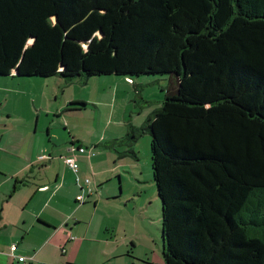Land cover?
Instances as JSON below:
<instances>
[{
  "label": "trees",
  "instance_id": "obj_1",
  "mask_svg": "<svg viewBox=\"0 0 264 264\" xmlns=\"http://www.w3.org/2000/svg\"><path fill=\"white\" fill-rule=\"evenodd\" d=\"M16 70L171 75L144 127L164 264H264V0H0Z\"/></svg>",
  "mask_w": 264,
  "mask_h": 264
},
{
  "label": "rangeland",
  "instance_id": "obj_2",
  "mask_svg": "<svg viewBox=\"0 0 264 264\" xmlns=\"http://www.w3.org/2000/svg\"><path fill=\"white\" fill-rule=\"evenodd\" d=\"M96 35L103 37L101 30ZM86 75L72 80L60 77L0 76V184L4 185V190L13 191L16 178L3 175L12 174L18 169L16 162L9 163L12 155L8 154L24 156V143L27 151L25 154L29 159L41 153L40 145L44 149L49 144L51 152L56 147L50 157L52 160H60V155H63L68 170L66 173L72 172L75 179L80 172V159L76 161L78 171L75 172L67 165L68 156L64 155L65 150L68 153L72 148L76 151L80 148L77 143L73 144L71 139L74 134L71 131L81 139L88 136L91 141L89 146H85L90 148H84L80 153H101L106 162L103 166L107 168L115 165V159L122 162L121 153L132 144L139 152V165L129 169L121 168L119 171L122 179L117 178L116 174H110L114 181L105 185L101 195L103 199L95 215L92 214V208L101 198V189L92 186L89 177L83 178L82 196L85 200L89 199L88 207L91 209L87 212V218L89 221L105 222L99 230L94 231V237L104 234L103 237L108 238L110 244L116 243L117 252L111 264H164L163 206L153 175L151 136L146 133L143 125L161 107L167 92L175 90V84H172L174 81L171 75L135 77L134 84L122 76ZM82 101L88 105L72 104ZM39 116L41 133L36 135L35 126ZM133 126L139 128L133 130L138 135L137 142H133V138L123 142L121 138L130 130L132 132ZM49 128L57 144L49 143ZM105 129L109 130L107 134ZM45 153L50 152L46 150ZM46 173L51 175L54 170ZM86 179H89V183H86ZM119 196L121 200L116 203L108 200ZM23 198L24 195H21L14 203H24Z\"/></svg>",
  "mask_w": 264,
  "mask_h": 264
},
{
  "label": "crops",
  "instance_id": "obj_3",
  "mask_svg": "<svg viewBox=\"0 0 264 264\" xmlns=\"http://www.w3.org/2000/svg\"><path fill=\"white\" fill-rule=\"evenodd\" d=\"M61 70H64L63 67ZM12 75L18 76L15 71ZM125 78L134 84L135 77ZM72 104L88 105L84 101L72 102ZM40 119L39 116L35 126L36 135L41 133ZM24 127L27 125L24 124ZM134 129L139 128L133 126L132 130ZM108 131L106 130L105 134ZM48 132L49 143L57 144L53 141L50 128ZM130 132L131 130L121 138L123 142H126V139L132 140ZM71 134H74L71 139L73 144L77 143V147L80 148L78 151L72 148L68 153L65 150L64 155L76 161L80 159L81 168L76 179L72 172L66 173L68 170L65 167L63 155H60V160L59 158L52 160L50 156L54 154L56 147L51 152L48 149L49 144L44 149L43 145H40L41 153L30 159L25 154L26 143H24V156L8 154L12 155L9 157V163L16 162L18 169L12 174L3 175L16 178L13 191L4 190V185L0 184V264H23L27 261L29 264H111L114 259L117 252L116 243L110 244L108 238L103 237L104 234L94 237V231L99 230L105 222L89 221L87 218V212L91 211L88 207L89 199L80 204L78 197L84 195L82 180L88 177L93 182L92 186L101 189V197L105 185H110L114 181V177L110 174H116L117 178L122 179L121 171H119L121 168L129 169L139 165L137 164L141 160L139 152L132 144L128 145V149L120 155L122 162H117L118 160L115 159V165L107 168L103 166L106 162L102 159L101 153L97 155L80 153L84 148H90L85 147L91 142L88 136L81 139L75 132L71 131ZM134 139L137 140V138ZM98 143H92V145ZM46 150L50 153H45ZM51 170H54V173L47 175L46 172ZM68 173L69 177H67ZM21 195H24V203H14V200L19 199ZM102 199L101 197L95 204V208H92L93 215L98 212ZM108 200L116 203L121 198L120 196L111 197ZM14 245L17 246L16 251L12 250Z\"/></svg>",
  "mask_w": 264,
  "mask_h": 264
},
{
  "label": "built area",
  "instance_id": "obj_4",
  "mask_svg": "<svg viewBox=\"0 0 264 264\" xmlns=\"http://www.w3.org/2000/svg\"><path fill=\"white\" fill-rule=\"evenodd\" d=\"M66 163L72 170H74L75 172L78 171V164L76 162V159L68 157V158H66ZM86 183H89V181L87 180ZM84 200H85V198L83 196L78 197V201L79 202H84ZM12 250L16 251L17 250V246L14 245L12 247ZM23 264H29V263L23 262Z\"/></svg>",
  "mask_w": 264,
  "mask_h": 264
},
{
  "label": "water",
  "instance_id": "obj_5",
  "mask_svg": "<svg viewBox=\"0 0 264 264\" xmlns=\"http://www.w3.org/2000/svg\"><path fill=\"white\" fill-rule=\"evenodd\" d=\"M15 72L18 74V71L17 70Z\"/></svg>",
  "mask_w": 264,
  "mask_h": 264
}]
</instances>
